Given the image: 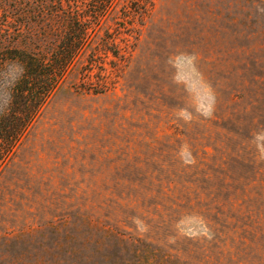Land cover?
Listing matches in <instances>:
<instances>
[{
  "label": "rangeland",
  "instance_id": "obj_1",
  "mask_svg": "<svg viewBox=\"0 0 264 264\" xmlns=\"http://www.w3.org/2000/svg\"><path fill=\"white\" fill-rule=\"evenodd\" d=\"M136 1L0 159V264H264V0Z\"/></svg>",
  "mask_w": 264,
  "mask_h": 264
},
{
  "label": "trees",
  "instance_id": "obj_2",
  "mask_svg": "<svg viewBox=\"0 0 264 264\" xmlns=\"http://www.w3.org/2000/svg\"><path fill=\"white\" fill-rule=\"evenodd\" d=\"M117 1L0 0V79L17 70L0 113V159L13 152Z\"/></svg>",
  "mask_w": 264,
  "mask_h": 264
}]
</instances>
